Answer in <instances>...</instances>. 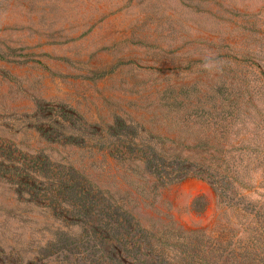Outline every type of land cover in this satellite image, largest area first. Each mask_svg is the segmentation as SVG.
I'll use <instances>...</instances> for the list:
<instances>
[{
    "label": "rangeland",
    "instance_id": "obj_1",
    "mask_svg": "<svg viewBox=\"0 0 264 264\" xmlns=\"http://www.w3.org/2000/svg\"><path fill=\"white\" fill-rule=\"evenodd\" d=\"M124 227L264 264V0H0V264H101Z\"/></svg>",
    "mask_w": 264,
    "mask_h": 264
},
{
    "label": "trees",
    "instance_id": "obj_2",
    "mask_svg": "<svg viewBox=\"0 0 264 264\" xmlns=\"http://www.w3.org/2000/svg\"><path fill=\"white\" fill-rule=\"evenodd\" d=\"M78 197L83 198V196ZM98 236L106 246L105 252H108L107 258L102 257V262L107 261V264H151L155 260L154 257H157V254L151 250L148 236L145 237L138 227H124L113 237L107 231L98 232ZM156 252L159 254L158 257L164 253Z\"/></svg>",
    "mask_w": 264,
    "mask_h": 264
},
{
    "label": "clouds",
    "instance_id": "obj_3",
    "mask_svg": "<svg viewBox=\"0 0 264 264\" xmlns=\"http://www.w3.org/2000/svg\"><path fill=\"white\" fill-rule=\"evenodd\" d=\"M217 62L205 59L204 63H203V67L204 68H209V67H215Z\"/></svg>",
    "mask_w": 264,
    "mask_h": 264
}]
</instances>
